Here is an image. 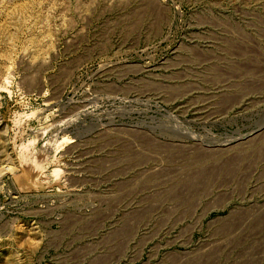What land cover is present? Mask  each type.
Wrapping results in <instances>:
<instances>
[{"label":"rangeland","instance_id":"374dc122","mask_svg":"<svg viewBox=\"0 0 264 264\" xmlns=\"http://www.w3.org/2000/svg\"><path fill=\"white\" fill-rule=\"evenodd\" d=\"M0 264H264V0H0Z\"/></svg>","mask_w":264,"mask_h":264},{"label":"bare ground","instance_id":"6f19581e","mask_svg":"<svg viewBox=\"0 0 264 264\" xmlns=\"http://www.w3.org/2000/svg\"><path fill=\"white\" fill-rule=\"evenodd\" d=\"M25 176H27V178L29 179V176L27 175V173H25ZM27 180V179H26ZM34 185V184H33ZM189 187V186H188Z\"/></svg>","mask_w":264,"mask_h":264}]
</instances>
